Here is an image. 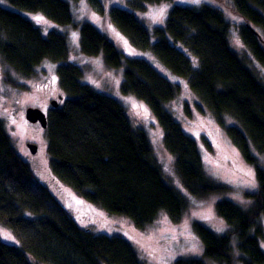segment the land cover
Listing matches in <instances>:
<instances>
[{
  "label": "trees",
  "instance_id": "obj_1",
  "mask_svg": "<svg viewBox=\"0 0 264 264\" xmlns=\"http://www.w3.org/2000/svg\"><path fill=\"white\" fill-rule=\"evenodd\" d=\"M15 9L40 13L61 26L72 25L70 2L79 0H6ZM133 11L171 0H125ZM92 5L103 13L99 0ZM244 23L243 45L264 67V0H232ZM110 19L129 45L150 51L188 89L216 123L225 129L243 160L256 168L258 192L248 195L253 205L244 210L229 200L216 203L220 220L230 227L218 235L200 221L193 231L203 244V258L178 259L174 264H232L236 248L241 264H264L259 217L264 216V170L253 155L264 153V84L232 49L230 23L213 6L174 5L164 27L151 33L132 11L112 7ZM80 48L87 56L102 55L105 66L122 71L121 92L149 108L163 133V144L174 157L183 189L203 198L227 187L207 176L197 142L186 134L168 110L181 87L163 77L149 62L127 57L90 23L80 25ZM66 36L39 27L20 13L0 6V61L8 83L9 69L32 78L44 60L60 63L57 77L63 103L47 114L44 130L50 169L61 183L85 202L111 215L130 219L137 228L152 224L160 212L178 222L186 211L185 198L162 174L143 129L134 128L125 108L115 99L81 82V69L67 63ZM186 104L185 110L188 109ZM226 118L236 122L227 126ZM0 224L19 240L15 246L0 239V264H142L132 244L120 236L95 234L81 228L16 151L0 118ZM235 242V243H233Z\"/></svg>",
  "mask_w": 264,
  "mask_h": 264
},
{
  "label": "rangeland",
  "instance_id": "obj_2",
  "mask_svg": "<svg viewBox=\"0 0 264 264\" xmlns=\"http://www.w3.org/2000/svg\"><path fill=\"white\" fill-rule=\"evenodd\" d=\"M99 1L103 5V13L95 9L91 0H79L77 3L71 1L74 24L68 26L58 25L40 13L15 9L6 0H0V6L16 11L32 21L44 36L51 31L66 36L69 51L67 63L81 69V82L118 101L125 108L132 126L146 132L152 153L165 181L187 201L188 207L181 219L173 222L165 212H160L152 224L142 229L137 228L130 219L108 214L100 207L85 202L74 190L58 181L53 175L47 153L45 131L30 127L25 112L28 108H38L45 113L53 108L51 105L53 101H56L58 106L63 103L65 95L57 77L60 63L44 60L37 66L35 75L29 79L21 78L9 69L10 78L16 85L14 86L6 81L4 73L7 70L2 67L0 61V118L18 154L27 161L37 178L47 186L56 200L68 210L79 227L88 228L95 234L127 239L142 264H174L178 259H201L203 244L193 231V223L200 221L218 235L229 234L230 227L217 216L216 203L225 199L248 210L254 203V198L248 195H255L258 192L256 168L243 160L225 129L216 123L212 114L205 107H198V99L188 89L187 81L165 68L150 51L132 48L111 21L109 11L112 7L132 11L135 17L149 29L151 40L154 41L153 29L165 26L172 6L216 7L224 13L230 23L229 41L232 49L240 55L247 67L261 79L263 84L264 67L253 58L240 39L239 28L244 21L234 13L232 0H199V3L193 0H171V2L147 5L144 11L131 10L125 0ZM36 17H42L43 20L38 21ZM85 22L108 36L125 56L146 60L163 77L181 87L175 101L168 104V110L181 123L186 134L199 145L207 176L217 184L227 187L226 192L198 198L183 189L174 169V157L165 149L162 130L149 108L133 95H125L121 92L122 71L107 68L102 55L87 56L81 52L80 25ZM186 104L189 106L187 110H185ZM225 122L227 126L236 125V122L230 118H226ZM32 143L38 145L35 154H32L28 148V145H34ZM252 153L257 159V165L264 170V153H257L254 149ZM259 221L264 232L263 215L259 217ZM6 235L11 239H6ZM0 239L11 245H20L13 231L2 224H0ZM260 247L264 251V238L260 241ZM231 256L232 264H241L237 258L236 248Z\"/></svg>",
  "mask_w": 264,
  "mask_h": 264
},
{
  "label": "water",
  "instance_id": "obj_3",
  "mask_svg": "<svg viewBox=\"0 0 264 264\" xmlns=\"http://www.w3.org/2000/svg\"><path fill=\"white\" fill-rule=\"evenodd\" d=\"M53 108H57L58 104L56 101H53L51 103ZM25 118L27 122L31 124L38 123L43 129L47 128V116L45 113H43L38 108H28L25 112ZM28 148L32 154H35L37 152V146L36 145H28Z\"/></svg>",
  "mask_w": 264,
  "mask_h": 264
},
{
  "label": "flooded vegetation",
  "instance_id": "obj_4",
  "mask_svg": "<svg viewBox=\"0 0 264 264\" xmlns=\"http://www.w3.org/2000/svg\"><path fill=\"white\" fill-rule=\"evenodd\" d=\"M50 103H51V102H50ZM49 111H50V109H49L47 112H45V115H46V116H47V114H48ZM28 123H29V122H28ZM29 126L32 127V128H34V129H40V128H41V130H45V129H43L38 123H36V124H31V123H29ZM32 144L36 145L37 148H38V145H37L36 143H32Z\"/></svg>",
  "mask_w": 264,
  "mask_h": 264
},
{
  "label": "snow or ice",
  "instance_id": "obj_5",
  "mask_svg": "<svg viewBox=\"0 0 264 264\" xmlns=\"http://www.w3.org/2000/svg\"><path fill=\"white\" fill-rule=\"evenodd\" d=\"M193 2H195V3H199V0H193ZM35 19H37L38 21H42L43 20V18L42 17H36ZM75 35V34H74ZM5 238L6 239H11V237L10 236H5Z\"/></svg>",
  "mask_w": 264,
  "mask_h": 264
}]
</instances>
